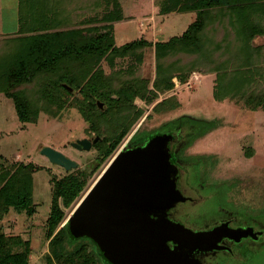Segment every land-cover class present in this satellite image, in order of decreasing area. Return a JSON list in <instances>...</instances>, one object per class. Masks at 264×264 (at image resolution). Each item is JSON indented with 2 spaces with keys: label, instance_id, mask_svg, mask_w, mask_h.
<instances>
[{
  "label": "rangeland",
  "instance_id": "rangeland-1",
  "mask_svg": "<svg viewBox=\"0 0 264 264\" xmlns=\"http://www.w3.org/2000/svg\"><path fill=\"white\" fill-rule=\"evenodd\" d=\"M20 1V11L25 16L23 24L27 26L35 25L42 19L46 26L57 23L70 24L73 27L70 29H83L85 35L93 28L104 26L97 21L94 22L99 14V8H92L98 0H51L47 9L38 10L26 5L27 3L34 5L35 0ZM118 1L124 18L110 25L116 46L122 47L141 38L153 44L152 47L142 50V56L138 55L137 60H127V63L118 61L115 65L117 69L127 70L134 63L140 82L146 83L149 87L143 91L142 98L138 97L131 101L132 109L123 107L122 103H117L123 99L116 96L113 98L108 93V97L100 99L108 102V104L101 102L104 105L99 109L103 114L82 113L77 107H67L56 117L41 112L36 122L23 125L18 119L13 100L0 93V185L9 186L8 177L12 176L18 180L17 177L25 173L31 177L32 186L29 190L32 196L30 206L32 214L28 215L26 211L19 213L9 207L0 218V225L3 227L1 232L9 237L29 242V264H60L55 259L51 263L48 262V258L51 257L50 242L53 239L48 236L50 232L48 219L58 181L71 175L80 176L83 190L72 201L58 200L65 217L58 224L55 233L69 220L80 202L135 132L149 134L173 130L177 123L185 120L197 130L191 135L189 144L183 147L185 157L202 162L207 184L210 182L216 187L220 183L235 182L237 187L234 195L241 203L249 204L258 211L259 218L264 221V110L249 111L233 101L220 103L215 101L214 88L217 76L210 73L208 63L203 62L197 71L193 69L190 74L187 73V69L182 70L186 71V78L181 77L185 74L179 77L173 71L172 89L160 93L155 91L154 84L158 77L155 44L167 42L185 32L195 21L197 12L183 10L185 0ZM18 2L19 0H0L1 38L17 35ZM149 2H152L151 8ZM42 3L44 6L46 1ZM42 5L38 4L36 7ZM169 5H172V12L167 11ZM42 14L46 16L39 19ZM166 14L171 15L166 18ZM140 16L144 18L138 21ZM227 34L229 35V32ZM100 35L101 33L96 31L90 36L97 38ZM252 45L257 50L264 47V37H255ZM232 49L219 58V65L223 64L230 69L242 65L239 61V58L244 56L242 43L236 42ZM185 50L187 57L184 63L194 68L196 62L198 63L195 62L198 56H194L189 48ZM106 70L108 74L111 72L108 67ZM71 92L74 101L77 98L83 99L79 92L73 90ZM153 92H156L155 95ZM161 103L163 105L159 107ZM176 104L180 106L178 109L173 108ZM183 128L187 136V126ZM122 130L130 131L117 150L105 158L108 143ZM97 136L103 138L102 143L95 144L90 150L79 151L72 146V142L83 139L93 141ZM45 147H51L64 154L79 163V167L66 171L52 164L42 154ZM181 208L182 212L189 216L194 217V214H197L195 212L197 208L192 204ZM19 251L21 249L17 248L16 252ZM93 257L96 264H104L103 261H98L94 254ZM255 264H264V253L259 254Z\"/></svg>",
  "mask_w": 264,
  "mask_h": 264
},
{
  "label": "trees",
  "instance_id": "trees-1",
  "mask_svg": "<svg viewBox=\"0 0 264 264\" xmlns=\"http://www.w3.org/2000/svg\"><path fill=\"white\" fill-rule=\"evenodd\" d=\"M185 1L183 10L196 11V19L181 35L155 44L158 77L154 90L159 93L171 90L174 86L173 71L179 77L185 74L181 77L186 78L188 72L192 73L193 69L197 71L203 62L208 63L209 72L217 76L215 101H233L249 111L264 110V47L257 50L252 45L255 37H264V0ZM169 6L167 11L172 12V5ZM95 8H99V14L94 22L104 26L93 28L86 35L83 29H70L73 28L70 24L46 26L41 19L46 14L40 15L39 23L27 26L23 24L25 16L21 14L17 35L0 37V93L13 100L18 119L23 125L36 122L41 112L56 117L67 107H77L82 113L103 114L98 101L108 97V93L113 98L123 99L117 103L132 109L131 101L142 98L143 91L149 89L146 83L140 82L134 63L127 70L117 69L115 65L118 61L127 63V60H137L142 56V50L153 44L141 38L122 47L116 46L110 25L124 18L119 1L98 0L92 9ZM96 31L101 35L92 38L90 35ZM236 42L242 43L244 56L239 58L242 65H235L231 69L219 65V58L230 51ZM185 48L198 56L194 68L184 63L187 57ZM107 67L111 69L109 74ZM186 69L187 73L182 72ZM65 85L79 92L83 99L74 101L73 93ZM101 102L108 104L107 101ZM179 107L176 104L173 108ZM129 131H120L108 143L105 158L117 150ZM152 135H137L133 142L145 141ZM102 140L97 144H101ZM19 177L16 180L10 176L7 181V184L10 181L9 186L0 185V218L9 207L19 213L26 211L28 215L32 214V196L29 193L31 177L25 173ZM81 179L80 176L71 175L55 185L54 203L48 219V236L53 238L48 262L55 259L60 264H96L94 254L98 261L111 264L90 234L73 232V227L78 226L75 214L55 233L65 217L58 200L72 201L77 198L83 190ZM1 229L3 227L0 225V264H29V242L9 237ZM17 248L21 251L16 252Z\"/></svg>",
  "mask_w": 264,
  "mask_h": 264
},
{
  "label": "water",
  "instance_id": "water-1",
  "mask_svg": "<svg viewBox=\"0 0 264 264\" xmlns=\"http://www.w3.org/2000/svg\"><path fill=\"white\" fill-rule=\"evenodd\" d=\"M98 106L103 108L100 102ZM99 138L78 140L74 146L90 150ZM183 138L180 131L163 132L124 147L73 213L78 222L73 232L90 234L111 264H203L200 256L220 250L223 240L264 235L254 227L200 229L177 220L181 207L193 201L181 188L182 165L174 155ZM42 154L66 170L77 167L51 147Z\"/></svg>",
  "mask_w": 264,
  "mask_h": 264
},
{
  "label": "flooded vegetation",
  "instance_id": "flooded-vegetation-1",
  "mask_svg": "<svg viewBox=\"0 0 264 264\" xmlns=\"http://www.w3.org/2000/svg\"><path fill=\"white\" fill-rule=\"evenodd\" d=\"M184 126L185 127L187 126L188 129L187 136L184 134L185 132L183 128ZM173 131L174 132L180 131L181 136L184 137L183 146L180 148V150L177 153L174 154L175 160L177 162H180V164L182 165L181 166L182 173L180 174V178H179L180 185L182 186L181 188L184 190V192L187 195L191 196L193 200L191 201V204L193 205V207L197 208L195 211L197 212V214L193 213L194 217L179 211L177 213V220H180L184 223H187L189 225H192L200 229L203 228L209 229L210 227L229 224L231 227L237 229L242 227L243 228L254 227L256 229L264 230V221H262V219L259 218L258 211H256L253 207H250L249 204L241 203L239 198L236 195H234L235 189L237 187L235 185V182L230 181L229 183L227 182L220 183L216 187H213L214 184H210V182H208V184L206 183V180L204 178L202 162L193 160L192 157H185V152L183 151L184 149L183 147L187 145L188 141L191 138V135L194 134L195 131H197L194 128V126H190L189 122L186 120L184 122L180 121L179 123L176 124L175 129L160 131V133L173 132ZM160 133L156 131L150 134L155 135ZM144 134L146 133L135 132L128 141V144L126 146L137 145L140 142L138 143H135V141L133 142L134 138L137 135L143 136ZM96 138H98V136ZM95 139H93V141ZM100 140L101 138H99L98 141ZM90 141L93 142L92 140ZM76 142H72L73 145L72 143L71 145L75 149L79 151H83L74 146V143ZM95 144H93V146ZM75 163L77 164L76 168H78L79 163L77 162ZM181 214L182 216H179ZM70 218L71 217H69V219ZM188 218H191V220H188ZM221 246L222 248L220 250L208 251V254L200 256L202 263L203 264H255V260L259 256V254L264 253V235L260 236L256 240H253L252 238L243 239L239 242H231L228 240H223Z\"/></svg>",
  "mask_w": 264,
  "mask_h": 264
},
{
  "label": "crops",
  "instance_id": "crops-1",
  "mask_svg": "<svg viewBox=\"0 0 264 264\" xmlns=\"http://www.w3.org/2000/svg\"><path fill=\"white\" fill-rule=\"evenodd\" d=\"M44 1H46V4L43 6L42 4V2H44ZM51 0H35V4L33 5V4H30V3H27L26 5H28V7H34V10H38V9H47V6L49 5V2H50ZM41 2V3H40ZM122 2V1H121ZM21 1L19 0V2H18V8H17V17H18V22H19V18H20V15H21V11H20V7H21ZM149 3H151V5H150V7L149 8H151V6H152V2H149ZM38 4H41L42 5V7H36V5L38 6ZM36 7V8H35ZM49 7V6H48ZM154 7V6H153ZM30 9V8H29ZM123 9H124V5H123ZM169 15H171V14H169ZM168 14H166V18L169 16ZM144 17L143 16H140L139 17V19H138V21H140V20H142ZM134 19H136V18H134ZM19 24V23H18ZM135 32H137L136 30H134ZM17 32H18V30H17ZM123 34H125V33H123Z\"/></svg>",
  "mask_w": 264,
  "mask_h": 264
}]
</instances>
